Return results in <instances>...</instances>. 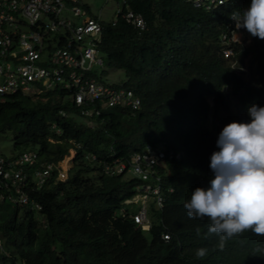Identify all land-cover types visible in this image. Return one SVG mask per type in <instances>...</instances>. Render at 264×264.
Wrapping results in <instances>:
<instances>
[{"label": "trees", "instance_id": "1", "mask_svg": "<svg viewBox=\"0 0 264 264\" xmlns=\"http://www.w3.org/2000/svg\"><path fill=\"white\" fill-rule=\"evenodd\" d=\"M127 2L145 29L138 32L121 16L104 27L102 73L123 71L140 110L103 108L89 126L67 89L32 96L18 91L0 95V134L14 135L13 156L37 151L38 165L61 161L70 141L80 145L75 160L93 153L108 161L161 142L164 206L150 210L152 225L142 230L131 216L136 209L124 205L139 181L99 172L92 180L85 174L98 169L81 163L66 181L51 178L38 188L29 178L23 191L40 210L13 203L8 182L0 188V238L9 253H0V264H264V236L245 232L220 250L219 237L208 233L210 221L188 217L184 207L191 191L213 178L210 157L219 151L222 128L248 122L251 105L264 106V43L234 44L238 64L254 79L245 80L219 51L231 4L206 12L184 0ZM164 232L171 233L167 242ZM199 248L208 249L203 259L196 256Z\"/></svg>", "mask_w": 264, "mask_h": 264}, {"label": "built area", "instance_id": "2", "mask_svg": "<svg viewBox=\"0 0 264 264\" xmlns=\"http://www.w3.org/2000/svg\"><path fill=\"white\" fill-rule=\"evenodd\" d=\"M111 1L116 9L112 24L121 14L133 27L140 30L145 28L142 16L132 11L127 0ZM192 1L194 6L205 9L226 2ZM75 19L80 22L77 24ZM98 20L82 0H0V95L18 91L33 95L56 88L67 89L90 126H93L92 120L101 114L103 108L120 105L138 108L140 100L133 92L120 84L105 81V75L99 69L103 65V58L96 42L102 29ZM222 37L226 39L227 36L223 34ZM231 54V50L224 52L225 56ZM62 114L66 116L64 112ZM70 142L73 150L79 148V143ZM159 156L161 153L148 147L131 156L129 161H108L93 153L84 154V159L99 165L108 175L128 171L141 183L144 180L154 181L157 187L140 183L138 189L145 197L150 193L157 194V204L162 206L163 198L159 194L161 178L154 168ZM64 157L57 163L38 165L39 156L35 150L9 157L0 154V188L8 187L10 183L15 195L8 198L13 203H31V208L40 210L41 206L29 199L23 188L29 178L38 188L51 178L54 183L65 181L70 157ZM30 166H33L32 170ZM145 212L142 206L135 215L139 223L148 221ZM1 247L0 239V250ZM0 252H4V249Z\"/></svg>", "mask_w": 264, "mask_h": 264}, {"label": "clouds", "instance_id": "3", "mask_svg": "<svg viewBox=\"0 0 264 264\" xmlns=\"http://www.w3.org/2000/svg\"><path fill=\"white\" fill-rule=\"evenodd\" d=\"M184 1L189 2L193 7L206 12H211L227 4L232 5L233 9L230 11L226 29L220 35L221 46L219 51L223 58L230 63L232 68H234L235 72L241 75V73H243L241 68L246 64H238L234 44H239L246 48L253 44L254 38L261 40V43H264V0H226L225 3L214 6L210 9L196 7L192 0ZM120 16L122 17V15ZM75 20L77 24L80 22L79 19ZM99 22L101 24V21ZM105 26L107 25L102 22L101 33L96 41L99 53L103 58V65L99 67L101 71L107 65L105 62V54L102 53L100 49L101 43H99V40L102 39V33ZM134 28L137 29L138 32L142 31L136 27ZM223 34L227 36L226 39H223ZM226 50H231L232 54L230 56H225L224 52ZM111 71H114V69ZM114 83L117 85L120 84L124 86V88L131 90L133 95L140 100L134 90L127 86L126 76L124 81ZM26 95L32 96V94ZM207 101L210 107H213L212 98H207ZM113 107L129 108L134 112L140 110L141 100L139 107L136 109H133L130 106L121 105ZM107 108L111 107L109 106ZM247 114L250 117L248 122L232 121L222 128L216 141L219 151H214L210 157L209 167L214 174L213 178L209 181L208 187H197L191 191L190 200L186 201L184 204L188 217L201 220L207 218L210 221L208 233L209 235L215 234L219 237L217 247L220 250L224 249L227 241L234 237L241 236L245 232L250 231L257 236H264V106L253 104L248 107ZM92 125L94 126L93 120ZM148 147L151 148V150L161 153V156L157 158L156 164L154 165V168L161 178L162 176L159 172L161 166L160 162L164 163L163 159L165 156L164 144L161 142H158L155 145L146 144L141 151L134 152L129 158L120 160L129 161L131 156L147 150ZM70 150H73V148ZM74 151L76 152V150ZM76 154L77 153H75L72 159L75 163H81L89 167H96L100 174H105L99 165L92 164L84 159V154L86 153H83L82 157L78 160H75ZM10 156H13V154ZM115 159L119 158H114L113 160ZM72 168L74 169L75 166H72ZM127 173L130 174L131 178L137 179L139 184L136 186V193L133 197L125 200L124 205L126 204L136 209L131 216L142 230L148 231L152 225L150 210H161L164 206L161 187H159V194L162 196L163 202L162 206H158L156 200L157 194L150 193L145 197L138 189L141 181L138 178L133 177L130 172L124 171L123 173L109 176L125 175ZM69 176L70 173H68V177ZM142 183H148L154 188L158 186L151 180H144ZM140 197L142 198V201L136 207H133ZM145 200L153 201V205L149 206ZM142 206L146 209L145 213L148 220L143 224L139 223L135 218V215ZM125 210L126 207H122L119 210L120 215L123 217L128 213ZM161 238L167 242L171 239V233L164 232L162 233ZM207 254V248H199L196 250V256L199 259H203Z\"/></svg>", "mask_w": 264, "mask_h": 264}, {"label": "rangeland", "instance_id": "4", "mask_svg": "<svg viewBox=\"0 0 264 264\" xmlns=\"http://www.w3.org/2000/svg\"><path fill=\"white\" fill-rule=\"evenodd\" d=\"M87 2L90 4L91 6V12L93 15H99L102 19L103 22H109L114 18V14L113 11H115L114 9V5L112 4V1H106V0H87ZM248 44V43H247ZM242 72L241 75L245 78V80H249L252 81L253 76L251 75L250 72H248L246 65H244L241 68ZM105 81L108 82H119V81H124L125 80V74L123 73V71L121 70H107V73L105 74ZM211 101V100H210ZM81 121V119H80ZM13 139H14V135L11 132H6L4 134H0V154L5 155L6 157H9L10 155L14 154V150H13ZM70 157V159L67 160V167L66 169H69L68 173L72 172V159H71V155L67 156ZM65 165V163H64ZM165 168V167H164ZM126 177H130V174L127 173L125 174ZM86 178H90L92 180H96L98 177V171L95 172H88L85 174ZM2 240V249H4V252L1 253H5L8 254L9 250H6V246L4 245V241ZM0 250V251H1Z\"/></svg>", "mask_w": 264, "mask_h": 264}, {"label": "crops", "instance_id": "5", "mask_svg": "<svg viewBox=\"0 0 264 264\" xmlns=\"http://www.w3.org/2000/svg\"><path fill=\"white\" fill-rule=\"evenodd\" d=\"M83 2H85V3H87L88 5H89V9L91 10V6H90V4L87 2V0H82ZM113 4V3H112ZM114 9H115V7H114ZM115 11H116V9H115ZM115 11H113V14H114V18H115ZM121 14H119L118 16H120ZM95 17H98L99 19H100V21H101V24H102V19H101V17L99 16V15H94ZM117 16V17H118ZM113 18V19H114ZM112 19V20H113ZM112 20L111 21H109V22H103L105 25H115L116 23H114V24H112ZM129 24V23H128ZM131 25V24H130ZM101 41H102V39H100L99 40V43H101ZM75 151L74 150H70V152H69V156L71 155V157L73 158L74 157V155H75ZM68 156V155H67ZM75 164V161H73L72 160V166H75L74 165ZM142 201V198L140 197V199L137 201V203H135L134 205H133V207H136L140 202ZM145 202H147L148 204H149V206H151V205H153V201H148V200H145Z\"/></svg>", "mask_w": 264, "mask_h": 264}]
</instances>
